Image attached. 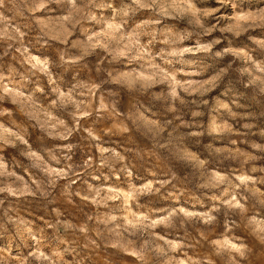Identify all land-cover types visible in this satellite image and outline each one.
Instances as JSON below:
<instances>
[{"label":"clouds","instance_id":"clouds-1","mask_svg":"<svg viewBox=\"0 0 264 264\" xmlns=\"http://www.w3.org/2000/svg\"><path fill=\"white\" fill-rule=\"evenodd\" d=\"M0 264H264V0H0Z\"/></svg>","mask_w":264,"mask_h":264}]
</instances>
